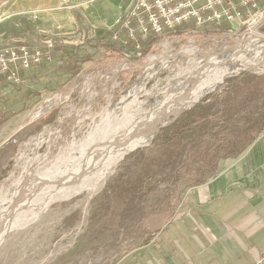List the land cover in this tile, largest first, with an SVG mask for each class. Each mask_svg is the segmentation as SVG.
I'll return each mask as SVG.
<instances>
[{"label": "rangeland", "instance_id": "obj_1", "mask_svg": "<svg viewBox=\"0 0 264 264\" xmlns=\"http://www.w3.org/2000/svg\"><path fill=\"white\" fill-rule=\"evenodd\" d=\"M132 1L0 0V43L23 38L32 46H43L47 38L54 40L52 62L45 61L39 68L23 73L21 82L5 84L0 90V204L6 198L11 200L10 195L19 189L21 179L43 171L53 175L59 158L71 155L67 161L75 160L77 154H71V150L81 152V145L85 146L97 132L104 135L108 130V138L95 139L84 155L86 159L108 145L118 126L142 115L160 114L185 105L202 94L209 84L189 97L183 93L199 87L211 74L235 69H225L231 64H223L222 59L228 55L227 49L234 40L246 33L243 30L230 33L229 26L218 29L186 25L169 39L145 40L144 56L134 53L130 56L134 62L124 61L109 28L127 13ZM261 2L264 5V0ZM250 22L256 25L254 31L264 35V19ZM84 45L88 51L81 50ZM66 46L77 48L79 56L86 58L76 63L72 73L60 75L55 84H50L45 76L47 68L57 70L65 64L62 55ZM239 47L229 53L239 52ZM261 63L264 58L257 59L250 68L239 65L243 70L217 81L201 102L243 73L264 75ZM37 70L43 71L44 76L40 77ZM187 72L198 78L187 81L184 91L174 89L177 83L188 79ZM168 91L166 99L183 95V100L170 103L169 107L158 106ZM172 116L152 129L146 143L147 138L137 144L150 128L143 123L145 119L128 124V129L133 126L135 132L141 130L140 137L116 165L94 169L84 179L75 177L61 189L75 184L73 188L56 196L61 189L57 190L33 214L30 209H20L24 218L13 229L0 232V264H125L129 253L142 247L148 238L158 237V231L173 220L185 218V223L192 218L201 220L188 216L192 193L202 201L199 191L224 170L228 160L242 157L264 131L238 155L218 161L210 155L212 164L217 163L215 172H209L211 166H203L200 161L188 160L195 171L185 168L181 180L171 182L165 179L167 171H162L148 149L154 150L152 146L157 138L154 136L168 125ZM134 146L139 147L131 150ZM81 166L84 165L77 170ZM197 169L202 170L197 172ZM200 178L207 180L199 183ZM138 180L140 192L134 187ZM35 186L30 189L35 190ZM240 202L242 198L237 196L230 205ZM203 229L206 234L216 236L211 228ZM191 230L183 228L172 237L181 238L185 244L189 236L197 234H189Z\"/></svg>", "mask_w": 264, "mask_h": 264}, {"label": "crops", "instance_id": "obj_2", "mask_svg": "<svg viewBox=\"0 0 264 264\" xmlns=\"http://www.w3.org/2000/svg\"><path fill=\"white\" fill-rule=\"evenodd\" d=\"M227 162L199 191L202 201L195 192L190 197L188 216L201 220H173L158 231L156 242L148 238L129 253L125 264H264V133L242 157ZM237 196L242 202L230 205ZM183 228L197 232L185 244L172 237Z\"/></svg>", "mask_w": 264, "mask_h": 264}, {"label": "trees", "instance_id": "obj_3", "mask_svg": "<svg viewBox=\"0 0 264 264\" xmlns=\"http://www.w3.org/2000/svg\"><path fill=\"white\" fill-rule=\"evenodd\" d=\"M107 35L109 36V33ZM146 43L144 50L147 47ZM81 50L88 51L89 48L84 45ZM62 57L66 60V66L64 64L57 70L50 66L46 73L44 72L45 76L49 78L50 84H55L54 82L58 80L60 75L72 73L73 68L75 70L77 67L76 63L81 60L83 62L86 58L85 55H82L81 58L77 48L70 46H66ZM44 63L34 68H39ZM36 72L40 77L44 76L43 71L37 70ZM236 72L238 71H233L229 75ZM5 84L3 82L1 87H4ZM210 98L211 100L208 101ZM261 100L263 101L259 105ZM164 122L162 121L158 125ZM166 127L162 128L161 131ZM263 131L264 75L243 73L232 79L220 92L206 97L193 110L182 114L156 138L152 146L154 150H148L152 151L150 155L158 165H161L162 171H167L165 179L177 182L183 177L181 174L183 169L188 168L190 171H195L187 163L188 160H197L203 166H211L209 172L213 173L217 169V163L212 164L210 155L216 161L222 157L238 155L251 145ZM149 138L150 135L144 143ZM136 147L139 146H134L131 150ZM142 155L144 156L145 153ZM201 170L197 169V172H201ZM206 180L207 178H200L199 183H204ZM140 183V180L134 183L138 192L141 191Z\"/></svg>", "mask_w": 264, "mask_h": 264}, {"label": "built area", "instance_id": "obj_4", "mask_svg": "<svg viewBox=\"0 0 264 264\" xmlns=\"http://www.w3.org/2000/svg\"><path fill=\"white\" fill-rule=\"evenodd\" d=\"M262 19L261 0H133L127 13L117 18L109 30L119 44L124 61L132 63L130 56L134 53L144 56L145 40L169 39L183 25L218 29L229 26L230 33L243 30L248 34L250 29H256L250 21ZM53 49V38L44 40L43 46H32L23 38L1 42L0 90L3 82L19 83L23 73L45 61L52 62Z\"/></svg>", "mask_w": 264, "mask_h": 264}, {"label": "bare ground", "instance_id": "obj_5", "mask_svg": "<svg viewBox=\"0 0 264 264\" xmlns=\"http://www.w3.org/2000/svg\"><path fill=\"white\" fill-rule=\"evenodd\" d=\"M262 37H264V35H261L260 33L258 34L257 31H254L253 29H250L248 31V36L245 39H249L248 42H251L253 44V43L258 42V40L260 38H262ZM262 43L264 44V42H262ZM239 46H241V45H239ZM238 51L242 52L243 51L242 47H239ZM257 55H259V53H256L255 56H257ZM262 58H264V55L263 56H259L257 59L259 61ZM253 63L254 62H251L250 60H247V61H244V62H241V63L231 64L228 67L226 66L225 69H227L229 67H232V68H235V69H233L230 72L228 71V72H225V73H222V74H220L222 71L214 73V74H211V76L210 75H209V77L207 76L208 78L206 80L204 79L205 81H203V83L200 84L199 87L196 86V88H194L191 91H189L188 94H186V92H185V93H183V95H186V96L189 97L190 94H195L196 93L195 91L197 89H202L204 86L209 84L206 87L205 91L202 94H200V95L203 96L205 93H207L210 90L208 88L212 84H214L215 82L219 81L221 78H224V77L228 76L233 71H238L239 72V70H243L242 68H240V66L244 65V66H247V67L250 68V66ZM259 65L260 66H262V65L264 66V63H261ZM204 68H205V66L203 67V69ZM204 73L205 72H203L200 75H203ZM187 75H188V79L186 81L177 83L176 86H174L173 88L176 89V90H180V91L183 90L184 91V90H186V89H184V87L186 86L187 81H190V79L194 78V77L198 78V76H190L191 72L188 73ZM170 86H172V85H170ZM169 93L170 92L168 91L165 95H162V97H163L162 99H165V100H163L162 102L159 101V103L157 104L158 106L164 108V106H166V105L168 106V105H170V103H178V102L183 100L182 99V97H184L183 95L179 96V97H176V98H172V99H166L167 96L169 95ZM200 95H198V96H200ZM194 99H192L189 103H187L185 105H181V106L175 108L172 111H170V110L167 111L166 110L165 112L167 114L175 115L176 113L187 109V107H190V105H192V103L194 102ZM168 107L165 108V109H168ZM150 112H152V111H150ZM152 114H155V113H152ZM152 114L142 115L139 118L137 117V118H135L133 120H130V122L128 121L123 126L121 125V127L118 126L115 129V131L113 132L112 137L109 139L111 141L110 142H109V140L107 141L108 145L104 146L102 149L96 151V153L89 159H86L85 156H84L86 151L90 148L89 146L95 141V139L96 140L97 139L101 140L102 138L103 139H106V137L108 138V136H107L109 134L108 130L104 131V135H103V133L100 135L99 132H97L96 133L97 135L94 134V136L90 137L89 140L86 142L85 146L81 145V148H80V149H82L81 152L80 151L77 152V150H74V149L71 150V154H77V158L75 160H71L72 162L71 161L70 162L67 161V160H70L71 155H69L68 157L65 156V157L59 158L57 163H55L58 167H57L56 172L53 175H46L45 172L43 171V172L39 173L38 175H33L32 178H27L25 180L21 179V181L19 183V189L15 193L13 191V194L10 195L11 200L6 198L7 200L0 204V230L2 228V230L0 232H2L4 230L13 229L15 227V225L17 223H19L21 219L24 218V217L20 216V213H19L20 209L21 210L30 209L32 211V214H33V212L36 209H38L40 207L43 208L46 205L45 203H47V199H49L57 190L61 189L62 187L70 185V182L75 177H76L77 180L84 179V178L87 177L88 173L90 171L94 170V169H108V168H110V167L112 168L114 165H116V163L119 161L121 156L123 157L125 155V153L129 150V148L131 146H133L132 144L134 143V141L137 138L140 137L141 130L138 131V132H135V129H134L133 126L131 128H129V129H128V127H130V125L136 124L137 122H139V120L142 121L144 119L152 118V116H151ZM151 120H153V118L150 119V121ZM163 120L164 119H160V121L158 120V122L152 124L150 126V128H147L144 131L143 135H142V139L137 144H140L146 138H148V136L151 133V130L154 127H156ZM128 124H130V125L128 126ZM104 127H106V126L104 125ZM101 136H102V138H101ZM137 144H135V145H137ZM83 157H84V159H83ZM102 160H104V162L100 163ZM36 163H37V161H36ZM81 164H83L84 166L83 167L81 166L77 170V167L80 166ZM69 165H72V166L70 168H68V169H65V168L69 167ZM70 172H72V173L70 174ZM32 185H36L35 186L36 187L35 190L30 189ZM72 185H75V184H72ZM72 185L70 187H66V188L61 189L58 192H56V196L62 191H65V190H67L69 188H73L74 186H72ZM29 191H30V193L28 195L27 193ZM26 194L28 195L29 198L26 197L27 196ZM19 204H21L20 207H19Z\"/></svg>", "mask_w": 264, "mask_h": 264}, {"label": "water", "instance_id": "obj_6", "mask_svg": "<svg viewBox=\"0 0 264 264\" xmlns=\"http://www.w3.org/2000/svg\"><path fill=\"white\" fill-rule=\"evenodd\" d=\"M245 38H246V34L242 35L240 38H237L236 40H234V43L232 45H230V47L227 49L228 50V52H227L228 55L224 56L223 59H222V63L223 64L224 63L235 64V63H241V62H244V61H247V60H250L251 62H256L257 58L259 56H263L264 55V44L262 43V42H264V37L260 38L258 40V42L253 43V44L251 42H248L249 39H245ZM239 45H241V47H242V50H243L242 52H237V53H233V54L229 53V52H232V51H230L231 49H236ZM256 53H259V55L255 56ZM204 95L203 96L202 95L197 96L194 99V102L192 103V105H190V107H188L187 109H185L183 111H180V112L176 113L175 116H172L173 114H167L166 112H163V113H160V114L155 113V114L151 115L153 120L150 121V119H152V118L145 119L143 123L147 127V126H151L152 124L156 123V121H158L160 119H166L167 117H171L172 116L173 119L168 123L167 127L163 131H161L160 133H158L157 135L154 136V138L158 137L167 128H169L170 125L175 120H177L182 114L193 110L201 102V100L204 97ZM1 230H2V228H1Z\"/></svg>", "mask_w": 264, "mask_h": 264}]
</instances>
